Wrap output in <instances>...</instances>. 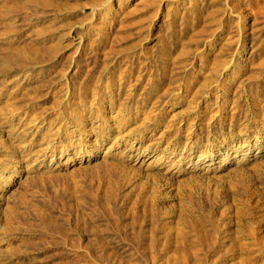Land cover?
<instances>
[{
    "label": "bare ground",
    "instance_id": "6f19581e",
    "mask_svg": "<svg viewBox=\"0 0 264 264\" xmlns=\"http://www.w3.org/2000/svg\"><path fill=\"white\" fill-rule=\"evenodd\" d=\"M1 1L0 13L13 6ZM112 1L87 21L98 19L99 32L102 25H121L135 14L152 20L175 15L185 3L192 15L204 2L222 1L223 18L209 30H195L193 49L183 42L175 49L169 45L159 73L137 93L142 69L151 73L146 61L136 69L115 67L105 82L88 69L83 90L72 88L64 74L58 97L39 83L31 91V77L41 75L28 70L41 60L31 52L38 45L15 47L0 64V73L13 64L22 71L0 84V240L20 220L18 208L37 212L29 194L48 183L79 191L83 181L97 179L107 185L98 182L84 192L94 202L104 196L115 204L127 186L131 200L128 205L120 200L118 220L126 206L134 223L147 216L152 222L148 232L129 238L127 256L114 254L112 264H264V183L250 177L264 171V157L242 165L264 144V43L256 35L259 27L246 17L252 6L264 17V0H137L131 5L116 0L118 8ZM232 27L235 34L229 36ZM77 40L80 44L83 37ZM49 97L48 108L32 101ZM197 126L207 131L201 144ZM217 126L219 136L211 132ZM39 166L48 173L36 176ZM235 183L239 187L231 188ZM161 191H173L181 201L175 211L158 212Z\"/></svg>",
    "mask_w": 264,
    "mask_h": 264
},
{
    "label": "rangeland",
    "instance_id": "374dc122",
    "mask_svg": "<svg viewBox=\"0 0 264 264\" xmlns=\"http://www.w3.org/2000/svg\"><path fill=\"white\" fill-rule=\"evenodd\" d=\"M106 1L7 0L13 6L4 7L0 13V32H6L8 36H13L14 40L4 39L3 34H0L2 35L0 64L4 63L3 60L14 51L15 47L24 43L33 45L35 43L38 48L31 52H35L41 60L37 65L29 66L28 70L40 71L41 75L32 76L28 86L32 88L31 91L34 87L37 88L38 83L44 91L53 88L55 96L58 97L62 92L65 76L68 77V83L72 88L77 87L83 90L87 86L86 71L88 69L93 70L92 75L101 74L105 82L108 76L115 74L118 66L129 64L136 69L140 60L146 61L151 67V73L148 74V67L142 69L141 79L137 82L138 89L135 90L137 93L145 83L146 87L151 85L152 77L159 73L157 70L160 68V57L164 53L171 47L174 49L179 47L182 42L193 49L195 43L191 39L195 38V30L200 29L201 26L209 30L223 18L222 1L214 5L204 2L201 9L198 8L192 12L194 15L190 14L191 6L185 3L179 6L175 15L170 13L168 17L162 16L152 20L135 14L126 17L121 25L114 21L110 23V26L104 24L102 26L105 28L99 32L101 23L98 19L93 23L87 21L91 18L93 11L97 9L96 11L101 13L105 9ZM135 1L137 0H129L127 4L131 5ZM246 2L244 1L243 4ZM113 3L114 8H118L117 1L113 0ZM1 4L0 0V6ZM250 11L252 12L246 16L247 21H254V25L259 27L260 30L256 35L264 43V17L254 13L253 6ZM108 16L104 17L107 23ZM202 22L205 24L203 25ZM233 34H235L234 27L229 30V36ZM79 37H83L80 44L77 40ZM201 37L202 35H199L196 38ZM198 45L202 47L201 43ZM21 73L19 67L13 64L7 73H0V84L3 80H14V77ZM32 101L37 102L40 107L50 106V97L46 100L33 99ZM205 131L206 129L200 126L196 127L195 134L200 137V144L206 139L207 131ZM211 132L219 136L221 130L217 126ZM262 135L264 139V132ZM216 143L219 144L218 140ZM263 157L264 144L261 151L252 150L245 157L242 165L250 167L254 159ZM144 162H147V158L142 162L143 166ZM45 164H49L48 160ZM231 165H233L231 162L226 163L220 172L226 171ZM20 170L24 171L22 167ZM252 172L250 177L253 183H259L258 180L264 183V171L257 174ZM47 173V167L39 166L34 174L40 176ZM21 180L22 177L16 178L11 188L19 187ZM98 182L100 181L97 179L93 182L83 181L82 189L75 190L76 192L62 184L48 183L40 191L29 194L27 200L29 204L34 205L37 212H32V209L26 211L18 208L23 213L20 220L14 223L15 228L11 231L12 233L10 232L11 234L0 240V264H112L110 258L114 257V254L127 256L129 238L138 232H148L152 223L151 217L141 218L134 223L130 217V211L124 206L122 218L118 220L120 200L127 202V205L131 200L129 187L125 186L119 190L121 197L115 204L107 203L108 200L104 196L94 202L85 193L90 188H94ZM105 182H100V185L106 186L107 182ZM235 185L236 183L230 186L231 188L239 187ZM179 201L173 191H161L157 201L158 212L175 211L177 208L175 206L181 202ZM42 210H45V213ZM213 210L216 212L215 215L218 214L217 206H214Z\"/></svg>",
    "mask_w": 264,
    "mask_h": 264
}]
</instances>
